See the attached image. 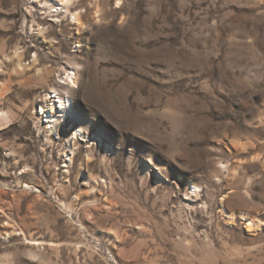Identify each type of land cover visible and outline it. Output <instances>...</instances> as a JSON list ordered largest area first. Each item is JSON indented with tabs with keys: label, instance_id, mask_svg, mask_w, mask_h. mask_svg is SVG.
Listing matches in <instances>:
<instances>
[{
	"label": "rangeland",
	"instance_id": "374dc122",
	"mask_svg": "<svg viewBox=\"0 0 264 264\" xmlns=\"http://www.w3.org/2000/svg\"><path fill=\"white\" fill-rule=\"evenodd\" d=\"M0 264H264V0H0Z\"/></svg>",
	"mask_w": 264,
	"mask_h": 264
},
{
	"label": "snow or ice",
	"instance_id": "6c2138e0",
	"mask_svg": "<svg viewBox=\"0 0 264 264\" xmlns=\"http://www.w3.org/2000/svg\"><path fill=\"white\" fill-rule=\"evenodd\" d=\"M64 2H65V3H69V2H70V0H64ZM68 118H69V119H71V118H72V117H71V114H69Z\"/></svg>",
	"mask_w": 264,
	"mask_h": 264
},
{
	"label": "bare ground",
	"instance_id": "6f19581e",
	"mask_svg": "<svg viewBox=\"0 0 264 264\" xmlns=\"http://www.w3.org/2000/svg\"><path fill=\"white\" fill-rule=\"evenodd\" d=\"M65 105H68V107H70V105L69 104H65ZM67 107L66 106H64V109H66Z\"/></svg>",
	"mask_w": 264,
	"mask_h": 264
}]
</instances>
